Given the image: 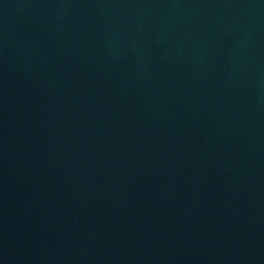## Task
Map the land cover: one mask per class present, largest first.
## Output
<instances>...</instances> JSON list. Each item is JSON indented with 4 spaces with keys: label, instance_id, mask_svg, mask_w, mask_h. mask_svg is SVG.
Instances as JSON below:
<instances>
[{
    "label": "water",
    "instance_id": "obj_1",
    "mask_svg": "<svg viewBox=\"0 0 264 264\" xmlns=\"http://www.w3.org/2000/svg\"><path fill=\"white\" fill-rule=\"evenodd\" d=\"M0 264H264V0H0Z\"/></svg>",
    "mask_w": 264,
    "mask_h": 264
}]
</instances>
